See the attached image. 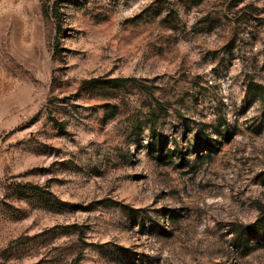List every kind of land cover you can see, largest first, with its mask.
Returning <instances> with one entry per match:
<instances>
[{
  "label": "rangeland",
  "instance_id": "obj_1",
  "mask_svg": "<svg viewBox=\"0 0 264 264\" xmlns=\"http://www.w3.org/2000/svg\"><path fill=\"white\" fill-rule=\"evenodd\" d=\"M264 0H0V264H264Z\"/></svg>",
  "mask_w": 264,
  "mask_h": 264
},
{
  "label": "trees",
  "instance_id": "obj_2",
  "mask_svg": "<svg viewBox=\"0 0 264 264\" xmlns=\"http://www.w3.org/2000/svg\"><path fill=\"white\" fill-rule=\"evenodd\" d=\"M246 227L252 234L260 233L264 229V218L262 216H259L253 222L247 224Z\"/></svg>",
  "mask_w": 264,
  "mask_h": 264
}]
</instances>
